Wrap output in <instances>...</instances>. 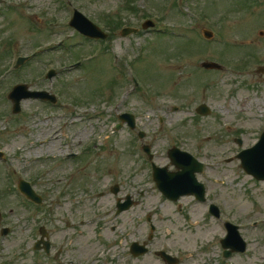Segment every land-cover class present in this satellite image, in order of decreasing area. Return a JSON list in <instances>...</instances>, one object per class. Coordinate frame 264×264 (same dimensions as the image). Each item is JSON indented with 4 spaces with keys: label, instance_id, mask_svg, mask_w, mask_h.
I'll return each instance as SVG.
<instances>
[{
    "label": "rangeland",
    "instance_id": "rangeland-1",
    "mask_svg": "<svg viewBox=\"0 0 264 264\" xmlns=\"http://www.w3.org/2000/svg\"><path fill=\"white\" fill-rule=\"evenodd\" d=\"M176 1L0 0V75L18 56L29 55L37 47L49 52L19 72L0 78V142H5L0 150L7 162L0 161V231L3 227L11 230L8 236L0 234V264H52L28 250L36 241V237L29 243L26 239L30 224L36 232L41 221L25 222L32 205L17 189L20 178L33 181L45 206L54 209L58 206L52 196L57 197L58 189L70 179L71 188L64 195L70 216L89 217L95 211L109 215L99 224L89 225L83 235L80 230L54 235L57 243L63 238L74 240L64 250L61 264L67 260L75 264H162L153 254L131 262L132 242L145 241L150 234L147 215L156 226V249L178 254L180 264H264V242L260 243L264 228H251L254 220L264 221V183L247 176L238 160L225 161L252 147L264 131V71L259 72L264 68V5L257 0H252L255 5L248 0H181L182 13ZM74 10L106 32L104 21L109 22L113 34L104 43V54L99 53L98 43L85 40L70 27ZM148 19L159 31L141 30ZM122 24L139 27L140 33L123 39L119 36ZM204 29L215 33L213 40L203 38ZM138 45L146 49L132 78L143 80L150 90L142 82L144 91L154 97L121 99L127 81L120 71L110 69V60L117 55L123 63L138 54ZM109 49L112 57L107 54ZM97 53V60L86 63L89 57L84 55ZM203 62H217L223 71L203 70ZM51 69L59 74L56 80L45 78ZM132 78L128 77L127 90L133 86ZM23 83L55 94L57 107L27 100L22 102V115H14L8 95ZM201 104L211 108V116L196 114ZM125 111L137 114L138 127L147 134L143 143L152 145L159 166H170L167 150L174 146L207 165L200 179L208 186V200H218L224 218L245 226L248 256L223 259L222 223L209 216L204 205L191 198L176 204L164 200L152 182L149 165L141 158L138 130L114 129L118 115ZM237 139L243 140L242 146ZM83 147H90L83 161L80 156L76 162L62 163L61 158L79 154ZM78 162L83 168L69 178ZM115 163L125 167V177L117 173ZM51 167L55 174L44 176ZM120 182L121 193L111 194L109 187ZM228 183L231 188L225 189ZM140 191L143 196L136 193ZM92 193L104 196L90 200V211L76 203V198ZM127 194L136 196L139 204L115 217L118 197ZM98 252L102 257L95 261Z\"/></svg>",
    "mask_w": 264,
    "mask_h": 264
},
{
    "label": "water",
    "instance_id": "water-1",
    "mask_svg": "<svg viewBox=\"0 0 264 264\" xmlns=\"http://www.w3.org/2000/svg\"><path fill=\"white\" fill-rule=\"evenodd\" d=\"M71 25L75 27L77 30H79L81 33L88 35L92 38H103L105 39L107 36L99 30L98 27L93 25L90 21L87 20L82 14L76 13L75 18L73 19ZM153 26L151 22H147L144 24V28H149ZM133 32L131 29H125L122 32V35L126 36ZM205 35L210 37L212 34L208 31H205ZM25 59H20L18 62V65H21L24 63ZM203 67L206 69H221L222 67L218 64L215 63H204ZM51 77V76H50ZM30 98H35V99H43V100H54L51 96H49L47 93L44 92H29L27 87L24 85L17 86L12 93L9 95V99L13 101L14 103V113H19L21 111V101L30 99ZM198 113L201 115H209L210 110L207 106L203 105L201 106L198 110ZM132 116L130 115H124L122 117V120H126L129 118L130 122H133ZM141 137H143V134H140ZM145 150L147 152L150 151L149 147H146ZM170 158L172 160V163L177 165L178 167H182L183 171L179 173L180 176H184L186 174H190V177L192 178L194 184L195 179H194V172L195 169L190 168L191 164L189 163L188 160H191L193 162V159L186 154L182 153L177 149H172L170 151ZM239 158L242 161V167L245 169V171L248 174H251L255 176L259 180H264V134L262 135L261 141L254 147L249 150L243 151L240 155ZM202 166V165H201ZM198 171H202V167ZM156 176H157V181L159 186L163 187V191L166 196L172 197L174 194L173 190H170L169 186L167 185L168 181L167 178L169 175H166L165 170H157L156 171ZM196 184L193 186L192 184H185L182 186V192L187 193V194H197L198 195V190L197 188H200L199 194L203 195V187L199 186ZM19 189L23 194H25L28 198L34 200L35 202H41V199L39 196L35 194V192L32 190L30 184L27 182L21 180L19 183ZM130 206V205H129ZM128 206V207H129ZM227 242L229 243H238V237L235 234H232L228 239ZM228 245V244H227ZM244 250V249H242ZM230 254H228L229 256Z\"/></svg>",
    "mask_w": 264,
    "mask_h": 264
},
{
    "label": "flooded vegetation",
    "instance_id": "flooded-vegetation-1",
    "mask_svg": "<svg viewBox=\"0 0 264 264\" xmlns=\"http://www.w3.org/2000/svg\"><path fill=\"white\" fill-rule=\"evenodd\" d=\"M202 179V178H201ZM203 182V181H202ZM204 184H205V186H206V183L205 182H203ZM208 183V182H207ZM207 187L208 186H206V190H207V198H208V189H207ZM225 189H230L231 187H230V183H228L225 187H224ZM189 198H191L192 200H193V202H195V203H197L196 201H195V199L193 198V197H189ZM209 203H217L218 205H220V202L218 201V200H216V199H214L213 201H210L209 200ZM222 203L224 204V205H227V203L224 201V200H222ZM206 206H209V208H210V206L211 205H209L208 203H207V205ZM220 216H221V212H220ZM222 219V218H221ZM228 219H224L222 222H223V224L227 221ZM143 242H145V241H143ZM154 242H155V238L152 240V241H150L149 242V249L150 250H152L153 248H155L152 252H151V254H153L154 256H155V258H156V260H158V261H160L162 264H165V262L160 258V257H158V256H156L154 253L155 252H158V251H162V250H164V249H156V247H155V245H154ZM51 247V246H50ZM164 251H166V250H164ZM167 253H169V254H171V255H173L170 251H166ZM60 255L62 256V251H61V253H60ZM141 258H144V257H141ZM140 259V258H139Z\"/></svg>",
    "mask_w": 264,
    "mask_h": 264
}]
</instances>
